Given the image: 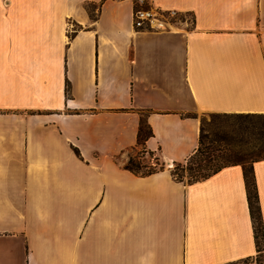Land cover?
<instances>
[{
    "label": "crops",
    "instance_id": "crops-1",
    "mask_svg": "<svg viewBox=\"0 0 264 264\" xmlns=\"http://www.w3.org/2000/svg\"><path fill=\"white\" fill-rule=\"evenodd\" d=\"M148 3L137 26L134 0H0V240L23 247L4 264L256 254L243 166L194 182L171 168L201 115H264V0ZM143 116L163 166L146 175L126 168ZM253 168L264 223V158Z\"/></svg>",
    "mask_w": 264,
    "mask_h": 264
},
{
    "label": "rangeland",
    "instance_id": "rangeland-1",
    "mask_svg": "<svg viewBox=\"0 0 264 264\" xmlns=\"http://www.w3.org/2000/svg\"><path fill=\"white\" fill-rule=\"evenodd\" d=\"M91 11L97 13V7L93 6ZM161 14L177 20L189 16L170 12ZM200 133L203 135L204 145L211 153L210 165L213 168L233 163H241L249 168L254 160L264 157V116L208 113L200 116ZM144 148L139 145V150L131 152L129 160L132 158V162L142 172L163 168L159 156L147 153ZM185 167L187 161L180 165L176 163L171 169L178 178L189 180L191 174ZM22 253L23 247L17 246L14 240H0V264H4L5 260L9 263L15 262L13 259L16 258L19 261Z\"/></svg>",
    "mask_w": 264,
    "mask_h": 264
},
{
    "label": "trees",
    "instance_id": "trees-1",
    "mask_svg": "<svg viewBox=\"0 0 264 264\" xmlns=\"http://www.w3.org/2000/svg\"><path fill=\"white\" fill-rule=\"evenodd\" d=\"M234 115L264 116V115H259V114H234ZM152 135H153V131L150 125L147 123V120L145 118H141L139 132H138V144L145 145L146 140ZM263 158L264 157L260 159H263ZM132 160L133 159L130 158L129 162L126 165V168L135 173L146 175V174H151L157 171V170H152L148 172H142L139 170L140 167L136 166L132 162ZM211 160H212L211 153L208 151V148L204 145L203 135H201L200 133L199 146L197 147L196 151L186 160L187 167H185V169L189 170L191 174L190 179L188 181L194 182V181L207 178L213 173L222 169L223 167L228 166V165H224V166L213 168V166L210 165ZM180 163H177V164L180 165ZM233 164H241V163H233ZM241 165L244 168L249 208H250V213H251V217L253 220L257 251L255 255L249 258H246V259H242L233 264H244V263L264 264V223H263V218H262L261 206L259 203V193H258L257 183L255 180L253 163L251 164L249 168L246 167V165L244 164H241ZM182 168L184 169V166ZM172 174L176 179L182 180L176 176V172L172 171Z\"/></svg>",
    "mask_w": 264,
    "mask_h": 264
},
{
    "label": "built area",
    "instance_id": "built-area-1",
    "mask_svg": "<svg viewBox=\"0 0 264 264\" xmlns=\"http://www.w3.org/2000/svg\"><path fill=\"white\" fill-rule=\"evenodd\" d=\"M134 23L137 26H143L146 21H152L155 14L152 12V8L148 5V0H134Z\"/></svg>",
    "mask_w": 264,
    "mask_h": 264
},
{
    "label": "bare ground",
    "instance_id": "bare-ground-1",
    "mask_svg": "<svg viewBox=\"0 0 264 264\" xmlns=\"http://www.w3.org/2000/svg\"><path fill=\"white\" fill-rule=\"evenodd\" d=\"M171 166V164L169 165V167Z\"/></svg>",
    "mask_w": 264,
    "mask_h": 264
}]
</instances>
